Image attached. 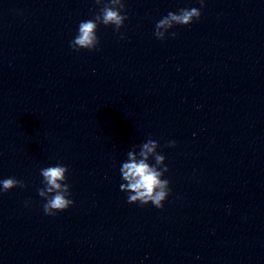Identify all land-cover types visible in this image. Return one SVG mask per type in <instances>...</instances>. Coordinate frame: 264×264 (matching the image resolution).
Segmentation results:
<instances>
[{
	"label": "clouds",
	"instance_id": "obj_1",
	"mask_svg": "<svg viewBox=\"0 0 264 264\" xmlns=\"http://www.w3.org/2000/svg\"><path fill=\"white\" fill-rule=\"evenodd\" d=\"M205 0H199L201 7H204ZM100 6L94 18L82 20L78 25L77 35L70 41V47L74 51L95 50L100 43L97 31L100 25L112 26L116 33L124 26L127 19L125 4L123 0H95ZM202 13L200 9L181 8L178 12H168L155 25L154 35L157 39L164 40L176 25L188 26L199 20ZM174 37L175 32L171 33ZM121 39L123 35L121 34ZM175 141H170V147L175 146ZM160 147L158 141L149 138L135 149L127 153L128 159L120 167L121 179L120 190L128 194L129 204L145 206L151 203L158 209L164 207V201L171 193L170 182L164 179V174L169 171L165 164V156L157 149ZM139 156V158H137ZM152 157L154 163L149 162ZM69 169L63 163L58 162L54 166L41 168L43 188L38 189V194L45 200L43 211L45 215L55 216L70 208L74 201L70 199V185L67 183ZM16 187H25L22 180L15 177L0 180V192H8Z\"/></svg>",
	"mask_w": 264,
	"mask_h": 264
}]
</instances>
